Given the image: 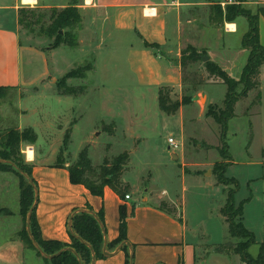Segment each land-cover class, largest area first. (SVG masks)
I'll list each match as a JSON object with an SVG mask.
<instances>
[{
	"label": "rangeland",
	"instance_id": "rangeland-1",
	"mask_svg": "<svg viewBox=\"0 0 264 264\" xmlns=\"http://www.w3.org/2000/svg\"><path fill=\"white\" fill-rule=\"evenodd\" d=\"M51 2L60 4L62 0ZM230 5L243 9L246 15L259 14V35L264 38V2L260 0H206L202 5L184 10L183 46L191 44L198 60L181 70L184 79L178 88H165L172 100L188 102L170 115L159 109L157 92L139 83V77L126 64L124 51L111 49L117 46L111 44L113 39L110 51L106 48L101 54L81 55L80 46L52 48V39L39 31V25L33 31L19 26L20 44L45 50L51 72L37 87L6 92L0 99V127L16 128L20 107L27 109L22 121L34 128L37 140L32 148L30 144L21 145L26 164L37 163V159L44 157L47 158L45 163L50 165L69 166L76 162L78 153L86 145L93 165L100 164L104 157L112 159L128 151V169L122 178L136 187L139 194L145 191L156 197L166 190L165 197L177 198L190 222L204 220L200 230L210 232L212 241L222 240L218 236L225 231L226 223L219 210L226 192L234 187L230 183L218 186L208 183L216 182L215 163L233 160L225 175L234 177L239 183L236 204L251 196V201L244 206L243 223L254 233L256 243L249 248V253L255 257L264 241V166L256 164L264 154V68L260 86L235 104V116L228 121L226 139L222 141L219 139L220 126L212 117H207L206 112L208 108H222L226 86L219 78L208 74L205 62L199 58L206 55L208 61L218 64L232 78H240L248 55L241 43L247 18L239 15L225 19ZM49 10L44 9L47 13L43 21L45 26L49 24ZM209 13L214 19L218 13H223L224 18L213 22ZM229 24L235 28L232 34H229ZM75 31L78 39L79 29ZM86 63H91L92 69L84 79L65 77L68 71ZM63 84L85 89L76 96L62 94ZM240 89L241 86L237 92ZM108 127L115 130V136L104 131ZM65 133H69L67 147L63 146ZM170 137L182 145L180 150L173 152V161L167 142ZM28 147L35 155L34 160H27ZM178 154L185 167L175 162ZM193 172L201 176L199 180L193 177ZM18 195V178L13 173H0V206L13 213L11 217L0 219V223L5 222L12 229L20 216ZM19 221L22 227L21 216ZM2 239L1 235L0 264H49L29 250H24L22 255L20 251L10 255L2 250Z\"/></svg>",
	"mask_w": 264,
	"mask_h": 264
},
{
	"label": "crops",
	"instance_id": "crops-1",
	"mask_svg": "<svg viewBox=\"0 0 264 264\" xmlns=\"http://www.w3.org/2000/svg\"><path fill=\"white\" fill-rule=\"evenodd\" d=\"M51 1L33 0L31 4H26L22 0H0V86L31 89L46 80L51 72L45 50L20 44L18 8L29 5L50 9L74 4L82 18V26L78 32L81 55L90 52L101 54L106 48L109 51L122 49L126 64L135 72L137 78L139 77V83L153 88L157 94L161 87L178 88L182 81L180 53L184 47L191 45L183 46L182 13L192 6L202 5L206 0H91V3L86 0H62L60 4H53ZM208 6L211 10L212 5ZM234 29H231L229 34L235 32ZM247 29L248 23L245 32ZM110 41L117 46L109 49ZM260 41L264 45L261 35ZM244 50L248 54V51ZM262 68L264 66L260 69L259 82ZM26 110L20 107L16 127L19 130L32 128L23 124L22 118L28 113ZM111 135L115 136V130ZM85 147L88 148V145ZM170 155L172 160L174 153L171 152ZM262 157L256 164L264 166ZM34 158L33 154L32 158L27 160ZM46 160L47 158L40 157L36 160L37 163L32 164V176L38 189L35 214L43 239L69 243L67 224L74 212L85 210L96 214L102 211L105 229L104 251L107 244L118 237L119 208L123 205L126 212L127 244L129 252L133 255L132 264H244L233 252L222 253L214 250L215 245L226 243L231 238L228 232L226 233L225 223L222 235L216 230L222 240L212 241L210 232L200 230L204 220L190 222L178 199L165 197L166 190H162L156 197L145 191L139 194L136 187L122 178L131 188L128 199L120 198L108 186L103 188L102 196H95L83 185L70 182L68 164L50 165L45 163ZM175 162H181V166L185 167L180 154ZM229 163L228 167L234 161ZM193 174L197 180L201 177L196 172ZM208 184L219 185L213 181ZM131 193L134 195L131 196ZM162 201L167 205V209H160ZM0 208L9 210L4 206ZM9 211L10 214H0V219L11 217L13 213ZM243 219L244 217L242 221ZM19 220L18 215L14 229L9 228L5 222L0 223L2 250L10 255L18 251L22 255L24 250L36 254L35 250L26 248L17 236L22 228ZM106 251L108 254L95 260L94 264H124L125 254L120 245Z\"/></svg>",
	"mask_w": 264,
	"mask_h": 264
},
{
	"label": "trees",
	"instance_id": "trees-1",
	"mask_svg": "<svg viewBox=\"0 0 264 264\" xmlns=\"http://www.w3.org/2000/svg\"><path fill=\"white\" fill-rule=\"evenodd\" d=\"M243 15L247 18L248 29L242 38V47L248 51L246 63L242 69L239 79L232 78L225 70L213 61L205 62V69L209 75L220 79L226 86L223 99V106L219 110L208 108L206 115L212 117L220 126V138L226 139L228 121L235 116V104L246 98L248 93L259 87L260 69L264 66V45L260 43L259 35V14L246 15L243 9H237L230 5L226 9L225 19L231 20ZM47 16L44 9L30 6H20L17 11L18 25L33 31L39 25V31L48 39H52L51 47L67 46L71 49L78 47L76 29L81 27L82 18L78 8L68 5L63 8H50L49 24L44 25L43 21ZM213 22L222 21L223 13H218L216 19L209 13ZM200 58V57H199ZM198 55L193 46L187 45L180 53V66L183 71L188 65L195 63ZM92 69L91 63L71 69L65 75L66 78L84 79L88 71ZM184 77L182 76V80ZM241 86L240 91L237 88ZM62 94L76 96L84 91V87L73 89L63 84ZM166 87L158 90V107L164 113L175 114L181 105L188 104L187 101L172 100ZM12 87L0 86V99L4 98L6 92ZM259 96V94H258ZM1 123V116H0ZM104 129V128H103ZM113 134L112 127L104 129ZM37 135L32 128L19 130L15 127H0V172L13 173L18 178L19 187V214L23 221L21 230L17 236L26 248L36 251V254L49 264H94L95 260L104 258V251L111 250L120 245L125 254L124 264H132L133 255L129 252L126 237V212L124 206L119 208V234L118 237L104 246V223L102 211L93 214L91 211L77 210L68 221V233L70 242L43 239L35 214V198L37 197V183L32 176V164L24 162L21 153L22 144H34ZM69 143V133H65L63 146ZM222 157L228 158L222 154ZM129 152L124 151L112 159L104 157L98 165H93L87 155V147H84L77 156L74 164L68 166L69 180L73 184H81L86 187L92 195L102 196L103 188L108 186L120 198H124L131 188L128 183L122 181V175L127 170ZM230 163H215L213 165L217 184H232L233 189L226 192V199L220 209V213L226 223L229 236L235 241L219 243L214 246L216 252L237 254L244 264H264V242L260 243L258 253L252 257L249 248L256 243L254 233L248 230L243 224V208L250 201L251 196L235 203V193L239 183L234 177L225 175ZM57 166L63 164L58 163ZM160 209H167V205L160 202ZM10 214V211L0 208V214ZM107 252V251H106ZM47 256H52L48 258Z\"/></svg>",
	"mask_w": 264,
	"mask_h": 264
},
{
	"label": "built area",
	"instance_id": "built-area-1",
	"mask_svg": "<svg viewBox=\"0 0 264 264\" xmlns=\"http://www.w3.org/2000/svg\"><path fill=\"white\" fill-rule=\"evenodd\" d=\"M260 1H262V2H264V0H260ZM167 142H168V144H169V149H171L172 150V152H174V151H178V150H180V148L182 147V145L180 144V143H178V142H176L173 138H168L167 139ZM124 198L125 199H128L129 198V195L128 194H126L125 196H124Z\"/></svg>",
	"mask_w": 264,
	"mask_h": 264
},
{
	"label": "bare ground",
	"instance_id": "bare-ground-1",
	"mask_svg": "<svg viewBox=\"0 0 264 264\" xmlns=\"http://www.w3.org/2000/svg\"><path fill=\"white\" fill-rule=\"evenodd\" d=\"M23 3H26V4H31L33 2V0H22ZM229 27L231 29H234V25L233 24H229ZM26 154H27V158L31 159L32 156H33V151L31 148H27L26 150Z\"/></svg>",
	"mask_w": 264,
	"mask_h": 264
},
{
	"label": "water",
	"instance_id": "water-1",
	"mask_svg": "<svg viewBox=\"0 0 264 264\" xmlns=\"http://www.w3.org/2000/svg\"><path fill=\"white\" fill-rule=\"evenodd\" d=\"M200 59L203 61V62H206V61H208V56H206V55H202L201 57H200ZM172 158H173V156H172ZM36 201H37V197L35 198V203H36ZM104 253V255H107L108 253L106 252V251H104L103 252ZM48 258H50V257H52V256H47ZM93 264V263H92Z\"/></svg>",
	"mask_w": 264,
	"mask_h": 264
},
{
	"label": "clouds",
	"instance_id": "clouds-1",
	"mask_svg": "<svg viewBox=\"0 0 264 264\" xmlns=\"http://www.w3.org/2000/svg\"><path fill=\"white\" fill-rule=\"evenodd\" d=\"M87 3H91V0H86Z\"/></svg>",
	"mask_w": 264,
	"mask_h": 264
}]
</instances>
